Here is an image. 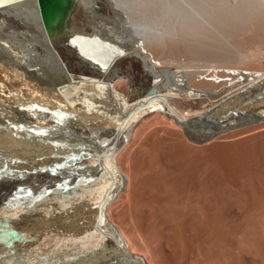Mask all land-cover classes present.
<instances>
[{
  "label": "bare ground",
  "instance_id": "6f19581e",
  "mask_svg": "<svg viewBox=\"0 0 264 264\" xmlns=\"http://www.w3.org/2000/svg\"><path fill=\"white\" fill-rule=\"evenodd\" d=\"M261 1L241 0L239 5L230 7L228 14L231 19L225 20L233 32L240 28L237 21L242 17V9L250 12L259 7ZM226 3L228 0H0V73H5L11 84L17 83L20 89L23 87L28 91L21 96L22 89L11 85L7 87V90L13 89L19 93L18 100L25 98L18 103L21 108L13 111L0 98L3 105L0 111H8L0 112V158L6 155L4 133L18 138L19 143L15 148L18 150L17 156L24 158L27 155L26 148H22L24 145L31 142L35 146L43 143L56 146L55 140L67 132L80 145L53 153L59 158V168L35 169L23 171L22 174L13 171L0 176V192L24 185L41 184L47 188L57 186L56 182L59 186L69 185L67 176L76 172L88 179L99 178L89 189L70 194L57 192L52 194L51 199L45 196L39 200L37 197L40 193L26 194L27 190L18 195L0 196V218L4 217L11 225L4 232L15 228L36 238L34 242L23 243L20 252L11 254V235L4 236L0 230V264H100L108 255L111 241L118 246L120 256L110 264H171L173 261L175 263L179 249L177 245L185 237L183 235L189 232L199 242L205 229L204 219L219 206L229 219L233 203L221 205L216 196L218 191L214 192V188L207 193L204 188V192V184L210 188L214 183L208 170L204 171L199 164L201 171L198 161H194L192 153L190 155L186 151L187 146L183 143L186 149H182L179 144L182 141L187 145L194 143L199 140L198 137L211 134L225 125L244 123L264 115V64H256L248 59L250 63L238 69L229 79L214 83L216 85L209 89H200L180 80V71L176 72L158 62L161 44L157 41L158 37L166 34V28L158 23L160 18L184 25L187 14L191 17L189 25L192 29L203 20L220 32L216 23L222 22L218 14L225 10ZM5 23L13 29L12 32L6 29ZM221 33L224 34L223 31ZM11 38L29 40L32 52L24 49L18 40L14 44ZM239 55H234L232 61L229 55L228 59L240 65L243 60L240 59L242 56L237 57ZM222 59L218 60L225 64L226 60ZM48 67L58 74L51 81L40 74L43 69L50 70ZM25 79H28L27 83ZM128 80L136 83L131 99L119 91V87ZM80 89L85 91L86 101L80 99L85 106L80 102L83 107L77 109L78 104L71 110H75L74 114H69L58 102L68 106L66 98H71ZM102 90L106 91L105 97H102ZM194 97L214 98V106L208 109L210 111H202L201 116L189 120L190 114L198 113L195 111L197 107L186 101ZM72 99L69 100L73 102ZM11 100L12 104L17 105V100ZM98 104L112 108L114 116L100 111L101 105ZM84 107L87 108L86 112ZM34 110L45 118V123H39L34 115L32 118L28 115ZM14 119L23 122H11ZM199 122H205L199 125L204 128L201 132L191 127ZM84 123L95 125L93 134ZM157 125L162 127L153 130ZM20 129L22 133H19ZM161 140V144L169 143L163 146L170 147L167 156L171 157L173 152L171 155L174 159L166 156V150L159 144ZM144 154L151 158L149 164L146 162L149 158L144 159ZM141 157L145 161H141ZM12 167L20 169L19 165ZM147 174L151 175L153 182L150 192L146 189L148 194L143 189L148 183ZM205 199L209 205L206 212L203 207ZM49 201L54 202L52 205L57 214H51ZM70 205H73L74 211L88 209L92 214L86 219L72 218ZM68 207L69 212L66 211ZM58 210L61 214H58ZM62 212H67V215ZM138 214L143 221L148 219L149 222L150 218H155L159 224L166 223L169 228L166 227V231L159 229V239L154 241L150 237L149 240L145 237L147 232L143 234V225L138 227L135 224ZM48 216L60 222L41 226V220ZM155 219L152 220L154 223ZM211 223L215 229V223L210 220L206 225L212 227L209 226ZM105 233L110 235L105 237ZM164 234L168 237L165 235V238ZM226 241L227 244L224 242L225 247H222L226 255L224 262L236 264L233 257L238 247L230 238ZM217 243L219 247L223 244ZM240 246L237 250H240ZM222 248H218V251H223ZM246 252L250 253L248 249Z\"/></svg>",
  "mask_w": 264,
  "mask_h": 264
},
{
  "label": "rangeland",
  "instance_id": "374dc122",
  "mask_svg": "<svg viewBox=\"0 0 264 264\" xmlns=\"http://www.w3.org/2000/svg\"><path fill=\"white\" fill-rule=\"evenodd\" d=\"M240 3H241V0H228V3L225 4L226 5L225 10L220 11L221 14H218L222 18V19L220 18L222 20V22L219 23L220 26L218 23H216L217 24L216 28L220 29V32L223 31L224 32L223 35H222V33L220 34L219 30L217 31L216 29L209 27L208 24H206L203 20H201V23L198 24V27L194 26L195 29H192V26L189 25V21H190L191 17L188 16V14L185 16L184 25L180 22L178 24H175L173 20L160 18L158 20V23L163 25L166 28V34L157 38V41L161 44V47H160L161 51L159 50V53H161V55H160L161 58L160 57L158 58V62L164 66L171 67V69H174L176 72L180 71V73L178 74V77L180 80H182L185 83L192 84V85H194L200 89H209V87L210 88L212 86L214 87L217 83H220L224 80L229 79L230 76L237 73L238 69L240 70V68L245 67L246 64L250 63L251 60H252L251 62H255L256 64H264L263 63L264 62V4H263L264 0L261 1V4L259 7L254 8L250 12H246L242 9V17L237 21V25L240 28L236 29L234 31L235 34H233L234 32L231 29L232 27L231 26L229 27V25H228L229 23H227L228 22L227 20L231 19L230 14H228L230 12H228V11H229L230 7H234L235 5H239ZM225 19H227V20H225ZM185 24H187V26H188L187 28H185ZM5 25L7 27L6 29L9 32L13 31V29H10V27L8 26L7 23H5ZM225 32L227 33V35ZM221 35L223 37H225V36L226 37L223 38ZM219 38H220V41H219ZM17 40L22 43V47L24 49L28 50V52H32L33 47H32V44L29 42V40L25 41V40H19L18 38H11V42L15 41L14 44L17 42ZM216 43L219 44V46L222 44L221 47H219ZM224 44H225V46H224ZM224 47H226V48H224ZM222 48H224V49H222ZM227 48H228V50L230 49L229 52H228ZM238 48H239V50H238ZM240 48L241 49L243 48L242 51ZM219 49L220 50L222 49V50L220 51ZM213 50H215L214 53H213ZM222 51H224V52H222ZM235 51H236V53H235ZM228 53H230V54H228ZM209 54H211V55H209ZM233 54L234 55L241 54V55L237 56L238 58L240 56H242V57H240V59L243 61L240 63V65H239V63L237 64L235 62H231L233 60V56H234ZM253 54H256V55H254L255 57L252 56ZM202 55H204V56L202 57ZM246 56H248V57H246ZM219 58L225 59L226 63L224 64L223 61H219L218 60ZM228 58L230 60L232 58V60L230 61ZM216 59L218 60V63L220 62L219 64L217 63ZM227 59H228V61H227ZM254 59L257 61H254ZM242 63H245V65ZM215 64H217V65H215ZM220 67H222V68H220ZM49 69L50 70L43 69L42 72L40 71V74L46 80L51 81L55 76L58 77L57 76L58 74L55 70L53 72L52 71L53 69H51V67ZM128 81L130 82V84H127V83H129ZM128 81H126L127 83H124L125 85L123 84L125 89L123 88V85H122L119 87V91H121V93H123L126 98L131 99L134 96L133 91H134V88L136 87V83L133 80H128ZM24 82L27 83L28 79H25ZM214 83H216V84L214 85ZM10 85L12 87L14 86V87L20 89L19 84H17V83L11 84L10 79L9 78L7 79V76L5 73H0V98L2 99V102H4V103L6 102L7 103L6 106L10 107V110L13 111L17 108H21L20 105H18V103L21 102V100L24 101L25 98L18 100L19 93L17 94V92H15V90H13V89L7 90V87H9ZM201 87H203V88H201ZM21 89H22L21 96H23V94L26 95L28 93V91L25 90L27 88L22 87ZM123 91H125V92H123ZM58 92H60V89H58ZM100 92L103 93L102 97H105L106 91L102 90ZM84 94H85V91L81 90V89L78 92L74 93L72 96L73 99H72V97L69 98L70 100L72 99V101L74 103L71 102L68 98H66V101L68 100L66 103L69 102L68 103L69 107L66 106L65 103H63V102H58V103L60 105H62V108L66 112H69V114H71V112H73V114H74L75 110H73V111H71V110L75 106L77 107V105L79 104L77 109H80L81 107L85 106V103L83 104V102L86 101L87 98L84 99ZM225 94H227V93H225ZM13 98L15 100H17L16 101L17 105L12 104L13 100H11V99H13ZM80 99H82L83 102ZM213 99L214 98H208V97H205V98L194 97L193 99L190 98V99L186 100V101H188V103H192L194 106H196L197 108L195 109V111H198L197 114H192L193 117L190 114L189 120L195 119V118L201 116L203 114V112H206V110L210 111L214 106L215 100H213ZM208 100L209 101L211 100V101L209 102ZM76 101H77V103H76ZM202 101H203V103H202ZM80 102H82L83 106L80 105ZM71 105H73V107ZM98 105L99 106L101 105L99 107L100 111H102V112L105 111L106 114H108L110 116L111 115L114 116V114H112V108L107 107L105 104H98ZM201 106H203V107H201ZM2 107H3V105L0 104V108H2ZM208 109H210V110H208ZM86 110H87V108L84 107L85 112H86ZM110 110H111V112H110ZM3 111L4 110L2 109L0 112L3 113ZM200 112H202V113L200 114ZM4 113H8V111H4ZM28 115L31 118L34 115L35 118H38L39 123L40 122L45 123V121H46L44 117L42 118L39 111L34 110L33 113L31 112V114H28ZM190 117H192V118H190ZM14 120H11V122L12 121L13 122H23V120H19V121L17 119H14ZM207 122L209 123L210 121H206V123ZM201 123H202V125L205 124V122H199L196 124L194 123V124H192L193 126H191V127L193 129H195V130L197 129L199 132H201L204 129V128L202 129L203 126L202 127L200 126L201 127V129H200L199 125H201ZM195 125H197V126L194 127ZM84 126L87 128L88 131H90L91 134H93V129L95 126L94 124L84 123ZM176 126H178V125H176ZM157 127L154 126L152 129L157 131L159 129V127L161 128L162 126L157 125ZM164 127H165V125H164ZM198 127H199V129H198ZM178 129H179V127H178ZM4 130H5V128H4ZM20 132L22 133V129L19 130V133ZM3 135L5 136L4 138L6 140V142L4 143L5 146L3 147L4 150L6 151V155H4V156H2V158H0V176H6L7 174H10L13 171H16L17 173L22 174L23 171H26V172L27 171H33L35 169L37 170V169H42V168H59V165H58L59 158L56 157V154H53V153L60 152V151L62 152V151L67 150L68 148H71L72 146H78L79 145L74 141L73 135L70 134V132H67V133H65V136L63 135L60 137L59 140H55L56 146H55V144L53 146V144H47V143H43L41 146H35L31 142L29 144H27L26 146L24 145L22 148H26V153H27V155L24 158V157L17 156L18 150L16 151L15 148L19 143L18 138H15L11 133H4ZM198 138H199V140H197L194 143L190 142L191 143L190 144L188 142L190 144V146H189V144L187 145V143L183 142V141L182 142L180 141L181 144H179V145L183 146V147L181 146L182 149L183 148L186 149V147L184 146V145H186L187 149H188L186 151L189 152L190 155L192 153V156L195 158L194 161H196V162L198 161V163H197L198 166H199V164H201V167L204 168L203 169L204 171L208 170L207 172L210 175L211 181H213L214 183L210 188L205 186V184H204L203 189L205 188L207 190L205 192V189H204V192L207 193L208 190L210 191V189L214 188L213 189V191L215 190L214 192L218 191V192H216L217 193L216 196H217V199L221 205H223V203H228V204L233 203V204H231L232 205L231 208L233 207L232 211H231L232 215L230 214L229 219H228L224 215L225 213L223 212V210H221L222 207L219 206V208L216 211H214V213L210 214V216L208 218L206 217L207 219L205 218L204 221L209 222V220H210L211 222H214L216 226L214 229V227L211 223V225L209 224V226H212V227H208L206 225V222H205V224H204L205 229H203V232L201 233L200 238H199L202 241L199 240V242H198L197 239H193L195 237L193 235H191L189 232L185 233L183 235V237L185 236L184 237L185 239L182 238V241H180V243L176 242V243H179V245L176 244L177 246H179L178 247L179 249L177 248L176 245H174V246H176V248L179 251L176 249L178 252L176 260H175V263L173 261V263H171V264H209L210 262H211V264H216V263L217 264H225V262H224L225 257H226V255H224L225 248H222V247H225V245L227 244L226 242H228V241H226L228 238H230L232 243L235 242L234 244L238 248L242 244L240 246V250H242L240 252V254H239L240 250H237L238 248L236 249V247L233 244L234 249H236L235 252L238 251L237 253L240 255L239 257L237 255V253L234 255V257H233L234 263L237 262L236 264H243V263L247 264V262H248V264H264V261H263L264 260V252H263L264 251V115H262L260 117H254L251 120L246 121L244 123H239V124H235V125H225L221 128L216 129L211 134H205V135L200 136ZM160 142H163V141L162 140L159 141L160 147L161 146L164 147L163 144L164 145L167 144L166 146H168V144H169L166 142L161 144ZM22 143L25 144L24 141ZM183 143H184V145H183ZM6 144H7V146H6ZM151 145L152 144L150 143V146ZM62 147L64 148L63 150H62ZM165 147H164V149L166 150L165 152H167L166 153V156H167L168 153H170V151H169L170 147H168V148L166 147L167 149ZM190 147H192V148L190 149ZM54 148L56 149V151H54L55 150ZM189 150H191V151H189ZM194 152H195V154H194ZM171 154H170L171 157H168V156L167 157L172 159L173 156ZM145 155L146 154H144V156ZM195 155L197 157L198 156L199 157L197 158ZM57 156H58V154H57ZM192 156H191V158H192ZM146 157H148L149 159ZM141 158L143 159V157H141ZM50 159H52L54 161H51ZM142 159H141V161H145L144 159H148V160H146V162L148 161L147 163L149 164V161L151 158L147 155V156H145V158L143 160ZM192 160H193V158H192ZM200 161H202L203 164ZM146 162H145V165L148 166V164ZM204 164H206V165H204ZM12 165H19L20 169L13 168V167L11 168ZM208 165L210 166L211 169L209 168ZM204 166H207V167H204ZM202 168H201V171H203ZM211 170H212V172H211ZM76 173L77 174H69V176H67L69 185L59 186L58 182H56L57 186H50L48 188L45 187L44 185H41V184L36 185V186L35 185H32V186H29V185L25 186L24 185V187L23 186L14 187V190L10 189L8 191H2V192H0V196L5 197V196L11 195L13 193H14V195H18V194L23 193L24 191L27 190L26 191L27 193L25 192L26 194H31V193L36 192V191L38 193H40V195L37 197V199H39V200L45 196H47V198L51 199L52 194H54V193L64 192L66 194H70L72 192L83 191L85 189H89L90 186L95 183V181L96 182L99 181V178H96L94 180L88 179V177H83L78 172H76ZM106 173H107V178H108V172H106ZM147 175H145V176H147L149 178L148 183L145 182V183H147V185L146 186L144 185V186L145 187L149 186V187L143 188L145 192L142 190L146 194H148V191L150 192L149 189L151 187V184L153 183L152 180L150 179L151 175H149V174H147ZM212 176H213V179H215V180L212 179ZM19 188H21V189H19ZM207 188H209V189H207ZM146 189H148V191ZM49 202L51 203V206H50V209H51L50 211H52L51 214H54V212H55V214H57V212H56L57 210L55 211L54 210L55 208L52 205V203H54V202L53 201H49ZM91 207H94V206H91ZM203 207H204L205 212L209 209L208 201L206 199L204 201ZM69 208L70 207H68V209H66L67 212H69ZM70 210L71 211L69 212V214H71L72 218H74V216H75L76 218L83 217L86 219V217L88 215L92 214V211H88V209L87 210L84 209V210L74 211V209L72 207V209L70 208ZM64 212H62V214L67 215L66 214L67 212L66 213H64ZM82 213H84V215ZM139 213L141 214V212H139ZM58 214H61V212L59 213V210H58ZM85 214H87V215H85ZM128 214L130 216L131 213L129 212ZM140 214H138L139 216L137 215L138 216L137 219L139 221L136 219L137 221L135 222V224H137L136 226L139 225L138 227H141L143 225L141 228H143V234L144 235L147 232L146 233L147 235H145V237L146 236L148 237V238L146 237L147 239H149L151 237L150 239L155 241L156 238L159 239L158 235H159V232L161 229L162 230L164 229L166 231V227H167V229L169 228V226L166 223L159 224V222H157L155 218H150L152 224L149 225L150 220H149V222L147 221L148 219L146 221L145 220L143 221V219L141 220ZM45 218L46 219L41 220V223H42V225L40 223L41 226H47L48 224L60 222L58 219H54L51 216H48ZM154 219H155V223L157 225L153 222ZM44 220H46V221H44ZM215 221H218V222H215ZM144 223H146L145 224L146 229H145ZM147 223H148V225H147ZM153 223L156 226H154ZM6 224H8V222L5 220L4 217H1L0 218V230H2L3 232L6 230H9L11 228V225L6 226ZM81 224H83V221H81ZM160 225L164 226V228L163 227L161 228ZM149 226L152 228V231L154 233L152 231H150L151 228H149ZM211 228H213L214 231ZM153 229H155L156 231ZM157 229H158V231H157ZM12 230H17L20 233L22 239H21V241H18L12 235L10 236V241L13 244V249H12L11 254H14L15 252H20L22 250V247L24 244H28L29 242H34L36 240V238L34 236L27 235V233L22 231V230L19 231V229H15V228ZM210 230L213 233L210 232ZM149 232H150V234H149ZM229 233L231 234V236ZM232 233H234V234H232ZM108 235H110V234H108V233L103 234V236H105V237H107ZM165 235L166 234H164L165 238H166V236L168 237V235H166V236ZM210 235L211 236L213 235L212 236L213 238L212 237L210 238ZM231 237L235 240L234 242H233ZM214 239L217 240V241L215 240L216 243L219 241V244L217 243L218 245H220L223 242L222 246L221 245H220V247L216 246ZM170 240H171V242L174 241L173 239H170ZM206 240H208V242ZM181 242H183L184 245H182ZM224 242H225V245H224ZM252 243H253V245H252ZM181 245H182V247H181ZM245 245H247V246H245ZM174 246L172 248H175ZM214 246L217 247V250H215L216 248ZM242 246H244V247H242ZM181 248L183 251L181 250ZM218 248L220 250H221V248H222V250L223 249L224 250L218 251ZM243 248L245 249V251H243ZM256 248L258 251L256 250ZM66 249L67 248H62V250H66ZM247 249L249 250V252L252 250L253 251L248 253V252H246ZM118 255L120 256L118 246L114 243V241H111L110 247L108 249V255L106 256V258H104L100 262V264H110V262H113L114 260H116L119 257ZM218 255H221V256H218ZM213 256L214 257L216 256L218 258L216 259V257L214 258ZM258 256L259 257L261 256L263 258H261V257L259 258ZM219 260L223 261L224 263L223 262L221 263ZM226 263L230 264L229 262H226Z\"/></svg>",
  "mask_w": 264,
  "mask_h": 264
},
{
  "label": "water",
  "instance_id": "95a60500",
  "mask_svg": "<svg viewBox=\"0 0 264 264\" xmlns=\"http://www.w3.org/2000/svg\"><path fill=\"white\" fill-rule=\"evenodd\" d=\"M10 225V223H8V224H6V226H9ZM2 231V230H1ZM4 236H6V235H12L13 237H15V239L16 240H18V241H21V235H20V233L17 231V230H11V231H9L8 233H5L4 232V234H3Z\"/></svg>",
  "mask_w": 264,
  "mask_h": 264
}]
</instances>
